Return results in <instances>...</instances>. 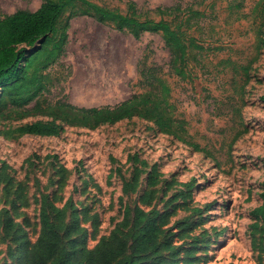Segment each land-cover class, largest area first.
I'll return each instance as SVG.
<instances>
[{"label":"rangeland","instance_id":"rangeland-1","mask_svg":"<svg viewBox=\"0 0 264 264\" xmlns=\"http://www.w3.org/2000/svg\"><path fill=\"white\" fill-rule=\"evenodd\" d=\"M42 1L0 0V16L35 10ZM92 1L132 12L129 0ZM134 1L141 20L162 18L189 44L190 75L167 76L189 141L139 116L97 126L64 123L58 135L8 132L52 118L29 111L35 104L43 108L62 99L114 105L142 91L138 69L144 61L168 70L161 31L136 38L127 27L98 20L86 5L69 7L61 18L69 23L68 38L46 70L48 88L25 107L0 101V264H22L19 245L4 226L7 218L22 226L27 253L32 251L41 230L42 193L67 205L66 241L82 238L81 232L68 231L71 212L78 209L90 249L117 227L125 207L139 204L168 215L166 226L170 236L177 234L176 243L197 239L199 264H264L251 235V211L262 202L264 181V0ZM159 6L178 9L161 13ZM154 163L157 182L149 186ZM136 166L142 169L140 180L124 191ZM147 189H153V198L143 203ZM183 230L187 233L178 236Z\"/></svg>","mask_w":264,"mask_h":264},{"label":"trees","instance_id":"trees-1","mask_svg":"<svg viewBox=\"0 0 264 264\" xmlns=\"http://www.w3.org/2000/svg\"><path fill=\"white\" fill-rule=\"evenodd\" d=\"M80 3L92 9L98 20H111L119 29L129 28L136 38L144 31H161L165 46L169 50L168 70L157 63L142 62L138 69V84L142 91L114 105H77L59 99L41 108L35 104L29 111L42 110L52 116L51 119H38L14 130L20 133L40 135H58L64 129V123H79L97 126L114 123L124 118L139 116L149 119L162 132L172 134L188 142L187 120L177 114L176 104L171 99L172 87L168 84L171 75L186 79L190 73L186 70L189 44L181 32L164 19L147 18L141 20L135 13L137 3L128 1L131 13H119L92 0H43L35 9L21 8L0 16V101L9 100L16 108L25 107L48 88L49 66L64 51L68 38V21L62 23L64 12ZM178 6L157 7L161 13H174ZM148 49V47H147ZM1 107V106H0ZM192 143V142H191ZM193 144V143H192ZM199 147L197 144H194ZM134 161L138 159L133 156ZM142 163L146 161L142 160ZM117 169L119 167H116ZM141 171L137 166L131 180H124V191L140 180ZM157 165L154 163L148 175V185L157 182ZM64 177V176H62ZM153 189H147L141 196V202L148 203L153 197ZM262 202L253 208L254 221L251 224L252 241L257 245L259 254L264 253V181L261 192ZM40 234L30 254L24 240L22 226L12 218L5 220L4 226L13 233L20 248L22 264H199V244L175 242L166 226L168 215L156 207L146 209L136 204L133 209L125 207L122 220L108 236H103L93 249L86 246V233L80 224V212L74 209L68 229L79 236H68L66 232L67 205L60 207L49 193H42L40 206ZM185 230L178 233L183 236Z\"/></svg>","mask_w":264,"mask_h":264}]
</instances>
